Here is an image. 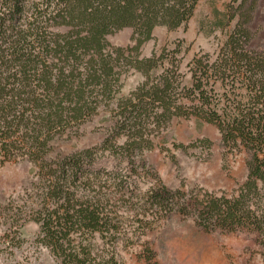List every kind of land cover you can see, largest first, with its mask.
Wrapping results in <instances>:
<instances>
[{
	"label": "rangeland",
	"instance_id": "rangeland-1",
	"mask_svg": "<svg viewBox=\"0 0 264 264\" xmlns=\"http://www.w3.org/2000/svg\"><path fill=\"white\" fill-rule=\"evenodd\" d=\"M237 5V0H199L185 25L155 27L140 50L142 57L155 56L157 65L149 74L120 67L113 98L52 140L56 152L92 151L84 163L89 177L73 184L76 208L89 206L110 216L101 227L105 238L99 232L90 238L97 250L115 252L124 264H264V228L256 222L235 229L212 226L199 212L210 196L241 193L252 155L243 144L235 147L223 140L217 122L206 121L209 106L192 91L194 58L213 63L222 55L238 21L229 17ZM250 14V48L264 57V0H257ZM132 32L123 28L108 40L125 47L132 43ZM164 78L173 82L167 112L151 97ZM210 79L215 82L210 101L218 102L212 105L220 114L225 105L248 95L242 87ZM131 144H136L134 153L128 151ZM164 187L174 197L161 206L150 190ZM42 190L33 162L18 158L0 165V264H61L41 242L34 220ZM248 201L257 207V197Z\"/></svg>",
	"mask_w": 264,
	"mask_h": 264
},
{
	"label": "trees",
	"instance_id": "trees-1",
	"mask_svg": "<svg viewBox=\"0 0 264 264\" xmlns=\"http://www.w3.org/2000/svg\"><path fill=\"white\" fill-rule=\"evenodd\" d=\"M237 1V9L229 17L238 21L221 48L222 55L213 63L194 58L192 91L200 95L203 106H209L206 121L217 122L223 140L235 147L243 144L252 155L241 193L232 198L210 196L199 212L212 226L235 229L256 222L263 230L264 57L250 48L248 24L257 0ZM198 2L0 0V165L23 158L38 167L43 190L34 220L41 228V242L61 264L124 263L115 252L97 250L90 238L98 232L105 238L101 227L109 224L110 216L89 206L76 208L79 200L73 184L89 177L84 163L92 158V151L56 152L52 140L113 98L120 67L147 76L157 64L155 56H141L142 45L153 38L157 26L173 30L185 25ZM127 27L133 30L130 45L115 46L108 40L109 35ZM211 77L224 86L242 87L248 95L225 105L220 114L218 102L212 103L209 97L215 88ZM161 83L151 97L167 112L171 107L165 100L173 82L164 78ZM225 96L229 103L230 95ZM127 104L136 107L131 99ZM136 149L131 144L128 151ZM150 192L161 206L174 197L167 187ZM253 196L258 199L257 207L248 201ZM182 206L187 209L185 203Z\"/></svg>",
	"mask_w": 264,
	"mask_h": 264
}]
</instances>
